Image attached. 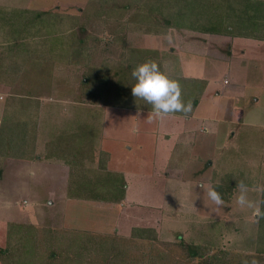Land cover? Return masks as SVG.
<instances>
[{
    "label": "rangeland",
    "instance_id": "obj_1",
    "mask_svg": "<svg viewBox=\"0 0 264 264\" xmlns=\"http://www.w3.org/2000/svg\"><path fill=\"white\" fill-rule=\"evenodd\" d=\"M88 1L0 0L15 7L29 6L38 10L48 7L71 15L81 14L80 20L87 24L88 39L87 46L74 44L81 53L78 54L76 51L73 59L62 45L61 52L64 55L61 53L59 56L45 58V62L43 61L45 65L39 72L36 70L33 73L41 81L38 83L36 94L24 95L22 77L17 79L12 73L10 74L14 78L10 76L11 79L8 80L10 84L0 83V127L3 126L1 140L3 148L13 153L24 150L23 155L26 156L36 153L38 158L37 143L41 142L42 151L39 153L49 151L48 157L53 154L54 158L64 159L65 155L73 153L75 155L79 151L77 160L80 166L85 167L82 160L89 155L91 157L95 155V151L92 150L94 145L100 143L99 145L106 146L107 139L102 135L106 130L105 135L109 132L115 138L114 141H117L118 150L125 151L128 146H132L133 151H136L131 167L136 168L137 163L143 159L140 155H143L149 161L146 167L148 169L122 171L126 175L127 198L120 206L76 198L67 202L61 199L64 204L59 203L65 185L71 183L70 171L51 173L40 171L42 176L39 177L36 173L32 174L31 180L38 183L34 192H30L34 189L26 188V182L30 178L27 177L25 183L20 179L18 185L12 187L11 184L17 179H14L12 173L5 172L0 183L2 196L0 203L9 205L7 202L9 200L12 203L17 200L23 202L33 209L42 226L34 227L28 218L25 220L28 221L26 226L18 222L10 223L8 227L3 224L2 226L7 228V239L0 242V248L15 247V256L1 254L2 264H49L50 254H56L53 258L54 264L60 262L105 264L103 258H107L108 255H113L117 261L121 259L125 263L143 264L141 262L143 253L154 247L158 248L159 252L155 253H160L162 257L159 259H162L163 264H239L250 256L259 264H264V243L262 237L261 240L259 237L261 233L259 217L251 209H241L236 203L237 186L234 187L229 201L223 200L224 203L219 206L209 200L206 192L200 187L205 185L212 188L214 183H221V177H226L229 181L228 187L231 183L238 184V181L243 180L250 189L249 199L261 202V209L264 207V193L251 190L255 186H264V77L259 72L250 77L247 83H244L245 81L240 83L230 74V83L224 84V77L228 71L223 65V69L213 75L209 94L202 99L197 109V118L195 121L193 118L190 119L192 122L190 127H198L194 133L199 141L196 148L200 152L196 153L197 157L201 154L202 157L201 155L199 157L205 160L203 166L199 165V161L192 162L195 160H192L194 158L192 156L190 160L181 161L182 164H186L187 171H160L157 162L156 166H153L154 171H151L154 155H150V150L146 155L144 151L141 153L137 141L141 139L146 141L147 137L156 138L163 130L161 124L163 122L168 124L167 128H172L170 133L172 135L174 127L170 123L178 122L180 134L185 120L167 116L162 121L149 122V111L125 105L128 101H133L135 105L140 106V103L145 101L129 99L122 94L114 85L112 70L108 69L109 63L106 59L116 58L121 53L120 45L113 44L112 37L114 32L122 27L116 21L109 23L102 19H93L92 14L96 11ZM222 45L221 48H225L224 52L230 49L229 42L228 44L223 42ZM215 48L219 49V45L216 44ZM5 76L1 77L7 79ZM234 109L235 114L239 112V124H227L221 121L224 117L218 118L215 115L219 116L223 111L224 115L228 113L231 116ZM208 118L217 119L216 128L220 131L218 150L209 148L210 142L207 140L206 146L202 144V138L206 137V133L214 135V129H199L207 125ZM3 120L4 123L1 124ZM109 122L115 124L108 126ZM115 126L116 128L110 131ZM232 126L233 129H230ZM135 128L139 131L135 132ZM230 131L235 134L229 141L226 136L228 134L229 137ZM99 137L103 140L100 141ZM102 154L100 158L103 159L105 155H109L105 151H102ZM118 157L120 156L117 154L115 164ZM174 163L177 164V161ZM191 164L193 165L190 166ZM174 166L172 167L175 168ZM2 167L3 165L0 168ZM84 167L80 170H84ZM54 183L57 184V187L54 186L56 192L50 193ZM104 187L101 185L99 189ZM2 188L7 189L5 193ZM12 188L16 189V194ZM64 197L66 198V194ZM53 201L55 204L45 212V216H49L50 222H63L64 226L59 224L53 231L47 230L43 233L41 232L45 224L43 218H46L43 209H48ZM36 205L38 207L35 211ZM17 211L20 213L18 215H23L22 217L26 214L23 206H18ZM6 214L9 212H2V215ZM19 219L21 217L17 220ZM137 226L155 228L156 234L154 230L152 232L158 239L153 243V247L149 246L150 241L145 242L131 236L132 229ZM95 231H100L101 234ZM104 241L107 243L103 247L101 244H104ZM192 243L200 245L201 249L210 247L211 254L218 253L221 249L228 252V255L219 254L222 258L220 263L212 260L209 254L196 259L188 254L187 249ZM85 244L91 249L99 250H87L84 248ZM258 248L263 252L260 253ZM61 253L67 257H61Z\"/></svg>",
    "mask_w": 264,
    "mask_h": 264
},
{
    "label": "trees",
    "instance_id": "obj_2",
    "mask_svg": "<svg viewBox=\"0 0 264 264\" xmlns=\"http://www.w3.org/2000/svg\"><path fill=\"white\" fill-rule=\"evenodd\" d=\"M88 4L93 5V9L96 11L92 14L93 19L98 18L109 21V23L116 21L122 27L119 31L114 32L112 37L113 44L120 45L121 53L118 57L108 58L106 61L109 63L108 69L112 70L111 76L114 77L115 87L117 86L119 91L129 99L135 98L132 95V86L136 80L131 73L137 65L153 60L159 63L161 71L165 72L163 61L154 56V53L146 52L144 55L138 56V52L126 45L128 31L133 25L151 31L161 25L170 26L174 24L179 27H191L201 32L235 33L264 39V0H160V3L159 0L154 2L151 0H89ZM80 15L63 13L58 9L38 10L30 7L0 5V83L10 84L8 80L11 79L10 73H12L17 79L22 77V93L24 95L36 94L39 88L38 83L41 81L33 73L36 70L39 72L45 65L46 57L59 56L61 53L64 55L61 52L62 45L64 50L70 54L69 57L73 59L76 51L78 54L81 53L74 47V44L88 45L87 24L85 25L84 21L80 20ZM101 46L104 45L101 44ZM103 67H105L104 64ZM2 75H6L7 79H3ZM168 76L180 83L182 99L185 103L191 101L193 106L192 112L187 116L183 113H176L175 115L192 116L202 99L208 84L207 81ZM125 105L130 108L152 110V106L146 102L140 103L139 106L135 105L133 101H128ZM3 123L4 120L1 124ZM2 127H0V167L10 158L25 160L37 158L36 153L26 156V154L23 155L24 150L13 153L4 149V144L1 141ZM78 152L75 155L73 153L64 157L73 167L77 166L75 168L80 165L77 160ZM100 163H102V158H100ZM69 180L71 183H68L67 196L70 198L114 203H120L125 198L126 182L123 174L84 169L82 171H70ZM220 180L221 183H214L213 187L221 193L223 200L229 201L237 184L231 183L228 187L227 182L229 181L226 177H221ZM101 185L105 187L99 189ZM261 211L264 212V207ZM259 229L261 231L259 233L260 240L262 237L264 243V218H259ZM152 230L156 234L153 227L137 226L132 229L131 236L145 242L150 241L149 246L153 247V243L158 238H155ZM106 243L104 241V244L101 245L104 247ZM85 245L84 248L87 250L94 249ZM14 249L15 247L1 248V254L8 257L9 255L15 256ZM97 249L95 248L94 251ZM187 250L193 258L197 259L204 254H209L212 260L219 263L222 260L219 254L228 255V252L221 251V249L218 253L211 254L210 247L201 249V246L196 243L189 245ZM102 251L105 252L103 249ZM258 251L263 252L259 248ZM155 252H159L158 248L154 247L152 250H147L146 253H143L141 262L143 264H163L162 259H159L162 256ZM63 255L61 253V257H67V255ZM55 257L56 254H50L48 257L49 264H54L53 260L55 259L53 258ZM103 260L105 264H134V262L125 263L121 259L117 261L113 255H108ZM253 260V257L250 256L239 264H245V261L251 264Z\"/></svg>",
    "mask_w": 264,
    "mask_h": 264
},
{
    "label": "crops",
    "instance_id": "obj_3",
    "mask_svg": "<svg viewBox=\"0 0 264 264\" xmlns=\"http://www.w3.org/2000/svg\"><path fill=\"white\" fill-rule=\"evenodd\" d=\"M0 5L12 6V4L9 2H4V3L0 2ZM40 9L46 10L49 8L43 7V8H39V10ZM223 42H225V44H228L229 42L230 49H228L227 51L228 53L223 51L225 48L224 49L221 48L223 46L222 45ZM216 44L219 45V49L215 48ZM126 45L130 49H133L136 52H138V56H141L140 54L144 55V53L146 52L154 53V56L158 57L159 59L163 61L164 71L166 74L170 76L206 80L208 84L202 96V99L207 95L208 90L210 89V84H211V80L213 79V75L219 72L220 69L222 70L223 65L226 66L224 69L228 71V73H226L224 77V84L230 83V80H229L231 77L230 74H232L240 83L241 81L242 82L245 81L244 83H247L250 77L256 75L259 72L261 73L262 77H264V39L247 37V36H244L241 34H235V33L230 34V33H225V32L223 33L201 32L191 27H187V26L179 27L174 24H171L170 26L161 25L157 27L155 30H151V31L146 30L144 27L141 28V27H137L133 25V27L128 31L127 38H126ZM226 75H229V76H226ZM199 105L197 106L194 114L190 117H185V116H180V115H175V114L169 116L177 120L178 119L185 120L182 133L180 134L178 133L179 131L178 122L176 123V121H174L173 123H170L174 127L172 130L173 135L170 134L172 128H167L169 127L168 124L166 122L165 123L163 122L161 123L163 130L159 132L160 135H158L156 138L147 137L148 140L146 141L143 139L138 140V141L136 140L137 143L141 147L140 148L141 153H143L144 151L146 155V153L150 150L151 152L150 155L151 154L154 155L153 162L150 161L152 162L151 171H154L153 166H156V162L159 165L158 168L160 169V171H164V170L165 171H187V168H185L186 164H182L181 161L190 160L192 156H194L192 160L195 159L194 161L191 160L192 162L198 163L197 161H199V165L203 166V162L205 160L203 161L202 158H200L202 157L201 154H198V157H197V153H196V151H198V149L196 148V145L199 144V141L197 138H195L196 134L194 132L198 127H193V126L190 127V125H192V122H190V119L193 118L195 121V118H197L196 113H197V109ZM142 111H146V110H142ZM238 113L239 112L235 114V109H234V112L233 114H231V116H229L228 113H225L224 115L223 111L219 113V116H217V114L215 115L218 118L224 117L221 119V121L227 122V124H230V125H235V124H239ZM206 121H207V125H203L199 129L201 128L202 129L207 128L208 130L214 129V135H208V133H206L205 135L206 137L202 138V144L206 146L207 141H208L210 142L209 148L211 149L214 148L218 150V147H217V144L219 143L218 134L220 131H218V129L216 128L217 119L208 118L206 119ZM109 124H112L113 126L115 123L109 122L108 126ZM103 128H105V125ZM115 128L116 126L112 128L111 130L110 129L108 130L112 131ZM230 129H233V126ZM105 134H106V130H104L102 133L103 138L107 139V142H105L106 146H104V144L99 145L100 143L95 144L94 147L92 148V150L95 151V155L93 157H91L90 155L88 157H85L86 161L82 160V163L83 165H85V167L82 165L81 166L79 165L78 168H72L71 164H69V162L65 159L54 158L53 154L48 157L47 156L48 152L39 153L42 151V144H40L41 142H38L37 143L38 158L32 161L23 160V159H15V158L8 159L3 164V167L0 168V183L2 181L1 179L3 177V174H5V172L8 174L12 173V176L14 177V179H17L15 182L13 181L14 184H11L12 187H16L18 185L17 182L19 183L20 179L22 180L23 183H25L27 179L30 178V180L28 179V182H26L27 183L26 188L34 189V190H30V192H34L35 187L37 186L38 183H35V180H31V177H32V174H35V173L38 177L42 176L40 171H49L50 173L57 172V171H80V168L84 167L85 169H87V171H110V172L123 174L125 178V182H126V175L122 171H147L148 168L146 167L149 161L145 159L146 158L145 156L139 154L141 158L143 157V159L140 160L139 163H137L136 168L131 167V162L133 160V156L136 154V151H133L132 146H128V148L125 151L122 150L123 152L118 150L119 147H118V144H116L117 141H114L115 138L111 136L109 132L107 133V135ZM234 134L235 132H231L229 137L227 134L226 139H229L230 141L231 137ZM99 138H100V141L103 140L102 137H99ZM116 150H118V152H115ZM102 151L109 153V155L108 154H107L108 156L105 155L104 159L102 158V163H100V157L101 155H103ZM124 152H126V154H124ZM117 154L121 158L118 157V160L116 161V164H115ZM199 155L201 156L199 157ZM174 161H177V164H175ZM99 163L101 164V166ZM171 164H175V166ZM192 165L193 164H191L190 166ZM172 166H174L175 168H173ZM70 167H71V170H70ZM35 171H38V172H35ZM155 171H157V169ZM42 178L44 179V177ZM40 183H43V182H40ZM54 186L57 187V184L54 183L52 185L53 190L52 191L50 190V193L56 192V187L54 188ZM67 186L68 185H65V191L61 192L60 194L62 198H60L59 203L61 204H64L61 201V199L64 202H67L70 199H73L67 196V189H68ZM12 189H13L12 191L16 194V191H15L16 189L15 188H12ZM27 189H24V190L27 191ZM125 189H126L125 198L120 203L104 202V201H97V200H87V199H81V200L95 202L98 204L106 203L110 205L120 206L124 204L123 202L126 201V198H127L126 183H125ZM3 190L5 193L7 189L2 188V191ZM65 194H66V198L64 197ZM7 202H9V205H3L2 202L0 203V214H1L0 217H2V219L0 218V230H1L0 242L2 240L6 241L7 239L6 238L7 228L2 226L3 224H5L8 227V224L13 223V222H18V224L26 226L28 221H25V220H27L28 218L29 223L34 225V227L36 225L42 226L41 224H39V218H37V216L33 213V209H31L29 206L24 205L23 202L18 201V200L14 203H12L10 200ZM27 204L29 205V202ZM54 204L55 202L53 201L49 205L48 209L46 208H45L46 210L43 209L44 217H46L45 212H48L49 208L51 209ZM18 206L24 207V211L26 213L24 217H22L23 215H18L20 214L17 211ZM37 207L38 205L34 206L35 211ZM3 211H8L9 214L2 215ZM40 211H41V208H40ZM20 217L21 219L17 220ZM48 217L43 218V222L45 224H43L44 228L43 230L41 229V232L44 233L47 230L53 231L54 230L53 228L59 227V224L61 226H64L63 222L61 223L60 222L58 223L56 221L50 222ZM87 230H90V229H87ZM97 232L98 234H101L100 231H95V233ZM16 241L18 242V239ZM14 242L15 240H13V243ZM1 259L2 257H1V248H0V264H2Z\"/></svg>",
    "mask_w": 264,
    "mask_h": 264
},
{
    "label": "clouds",
    "instance_id": "obj_4",
    "mask_svg": "<svg viewBox=\"0 0 264 264\" xmlns=\"http://www.w3.org/2000/svg\"><path fill=\"white\" fill-rule=\"evenodd\" d=\"M136 83L132 86V95L138 100H143L152 106V110L148 115V121L163 120L165 117L176 113H183L185 116L192 112V103L184 102L182 99V88L180 83L170 78L165 72L161 71V65L156 61L150 60L137 65L131 73ZM135 132L139 129L135 128ZM200 187L206 192L209 200L216 205L224 203L222 195L216 188H209L205 185ZM238 195L236 203L241 209H251L259 218H264V212L261 211L259 201L249 199V186L243 181H238ZM258 193H264V186H255L253 189ZM245 264H248L245 261ZM251 264H259L253 260Z\"/></svg>",
    "mask_w": 264,
    "mask_h": 264
}]
</instances>
